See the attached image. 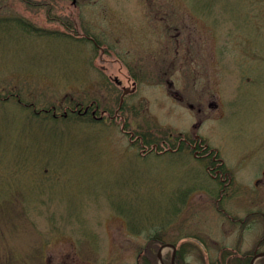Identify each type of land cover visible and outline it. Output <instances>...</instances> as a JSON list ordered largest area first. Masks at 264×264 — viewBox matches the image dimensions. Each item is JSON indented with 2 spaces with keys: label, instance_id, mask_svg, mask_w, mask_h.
I'll return each mask as SVG.
<instances>
[{
  "label": "rangeland",
  "instance_id": "1",
  "mask_svg": "<svg viewBox=\"0 0 264 264\" xmlns=\"http://www.w3.org/2000/svg\"><path fill=\"white\" fill-rule=\"evenodd\" d=\"M80 1L67 2L69 29L95 35L106 56L50 35L42 15L34 32L0 21V264H137L154 234L199 238L187 264L254 250L264 236L251 216L264 171V0ZM129 77L124 125L70 112L91 102L115 112ZM150 126L151 145L201 136L236 187L222 190L187 151L142 155L131 133Z\"/></svg>",
  "mask_w": 264,
  "mask_h": 264
},
{
  "label": "flooded vegetation",
  "instance_id": "2",
  "mask_svg": "<svg viewBox=\"0 0 264 264\" xmlns=\"http://www.w3.org/2000/svg\"><path fill=\"white\" fill-rule=\"evenodd\" d=\"M84 2H88L89 0H83ZM67 2L69 0H0V21L9 23V24H16L19 28H24L28 30L29 32H34L32 29L39 30L38 27L35 26L34 28V21L39 19L37 18L38 15H42L43 18L46 21H43V24H49V25H55L54 32H49L50 35H60V36H66L67 30L69 29V25L72 26L71 23L68 24L67 20V9L68 5ZM79 3V4H78ZM82 4L80 0H72L71 8L75 9L79 7ZM157 6V5H155ZM146 8H149V10H153L154 5L148 6ZM145 9V8H144ZM67 11V12H66ZM3 13H13L16 14L14 16L12 15H3ZM22 13L28 17H23V15L18 14ZM34 20V21H33ZM58 24V25H57ZM77 24V23H76ZM57 26L60 28L58 29ZM76 30L73 29L72 34L74 36V39L77 41L82 42H88L92 45L96 46L97 48L101 49L100 56L101 55H108L110 53L109 50H106L102 46L104 45V42L100 41L95 35H91L87 31L84 33H78L77 27H74ZM41 29V28H40ZM44 30V28H42ZM61 30V31H58ZM64 30V31H62ZM110 36H108L109 39ZM130 82V80L128 81ZM175 96V95H174ZM197 139V138H196ZM195 149V147H193ZM209 154H206L204 150H194L193 151V157L196 159H203L206 160L207 156ZM207 171L210 170V167H206ZM220 173L219 170L216 171L215 176H211L213 179H215L218 174ZM256 186L258 189L257 193V202H256V208L255 215L257 218H263L264 219V213L260 212L261 207V192L264 186V171H259L256 177ZM259 244L254 248V255H260L264 254V245Z\"/></svg>",
  "mask_w": 264,
  "mask_h": 264
},
{
  "label": "trees",
  "instance_id": "3",
  "mask_svg": "<svg viewBox=\"0 0 264 264\" xmlns=\"http://www.w3.org/2000/svg\"><path fill=\"white\" fill-rule=\"evenodd\" d=\"M150 129L147 130L144 134H139L140 136H142L144 139H148V137H150V133H149ZM164 138L166 139V137L164 136ZM177 142L175 145H171L172 148H178V150H189V143L192 144L193 141H191L189 138L188 139H184L183 135H179L176 138ZM151 139L145 140L144 144L142 143V145L145 148H150L149 146L151 145L150 143ZM157 141V140H156ZM202 146L206 145L205 142L200 143ZM201 146V147H202ZM203 149L207 151H210L209 154V158L211 160V166L215 167L219 165V160L220 157L217 154V152L212 149L211 147H202ZM215 159V160H214ZM222 169H225L226 167L224 165L221 166ZM225 173L228 172L227 169H225L224 171ZM231 181H227L226 183H230ZM159 241H161V238H151L150 242L146 245L145 248H143L142 252L139 255V261L141 262L140 264H158V259H157V249H158V243ZM191 246L190 242H185L180 244V246L178 247L177 250V255H176V264H186L185 262V256H186V247ZM227 254L223 251H220L218 257L215 259V261L211 262L210 264H227V262L225 261V256ZM230 255V253H229ZM250 256V255H249ZM170 257L165 261V264H170L169 261ZM250 259H248L247 261H243L240 264H249ZM264 264V261L263 263Z\"/></svg>",
  "mask_w": 264,
  "mask_h": 264
},
{
  "label": "water",
  "instance_id": "4",
  "mask_svg": "<svg viewBox=\"0 0 264 264\" xmlns=\"http://www.w3.org/2000/svg\"><path fill=\"white\" fill-rule=\"evenodd\" d=\"M174 257H175V253L173 255L172 264H175ZM159 260L161 261V264H164L163 261H162V258H161V254H159Z\"/></svg>",
  "mask_w": 264,
  "mask_h": 264
}]
</instances>
